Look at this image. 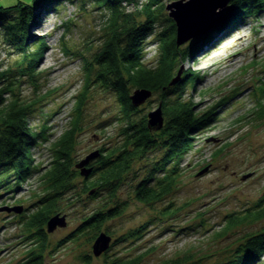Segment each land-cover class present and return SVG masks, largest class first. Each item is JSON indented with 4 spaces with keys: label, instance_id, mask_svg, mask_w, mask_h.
<instances>
[{
    "label": "rangeland",
    "instance_id": "obj_1",
    "mask_svg": "<svg viewBox=\"0 0 264 264\" xmlns=\"http://www.w3.org/2000/svg\"><path fill=\"white\" fill-rule=\"evenodd\" d=\"M33 1L0 0V7L8 9ZM138 1L124 3L125 11L135 12L148 0ZM172 2L164 0L166 7ZM225 11L226 8L221 10V15ZM166 13L171 18L168 10ZM15 15L11 12L0 26V63L4 67L20 58V53L9 45L4 27ZM103 15L93 0H65L55 10L43 12L33 28L37 38H45L47 45L38 67L41 88L35 92L25 81L22 90L27 100H37L49 90V95L38 101L30 116L31 127L37 132L45 130L47 140L33 149L39 169L29 182L18 192L0 189V209L24 208L22 213L0 210V264H27L33 251L40 253V239L33 236L34 232L26 231L23 218L37 208L36 203L43 195L40 177L44 168L49 167L52 143L74 119V107L85 90L86 80L84 61L78 55L83 53L92 59L99 49ZM166 27L168 23H162L157 33ZM227 28L213 32L210 42L202 44L193 58L179 61L175 69V73L182 69L183 73L188 71L194 78H200L198 82L192 79L194 83L187 85L186 96L201 113L216 105L219 108L212 123L196 133L195 147L180 164L181 172L172 192L152 205L139 202L134 193L136 185L161 161L165 151H151L144 159H137L114 199L127 203L125 212L106 222L100 231L112 237L111 246L96 256L94 234L88 232L76 239H66L85 216L107 203L105 191L100 199L81 192L87 176L79 175L76 189L66 194L68 198L75 194V201L63 204L67 225L51 233L47 226L44 228L46 248L42 252V264H110L116 259L129 260L141 254H144L141 264H224L238 259L246 239L264 230V219L229 230L225 227L229 214L242 213L264 198V118L255 119L251 113L257 97H264V12ZM201 36L179 47L184 50ZM154 41V37L148 39L144 59L153 67L160 53L159 43ZM32 48H38L37 44ZM67 48L74 54L68 55ZM159 105L160 96L153 93L138 107L136 118L148 116ZM119 118L122 120L123 110L116 92L92 84L83 107L82 131L77 134L76 162L95 150L114 148L123 142L124 121ZM209 139L212 141L208 142ZM203 170L205 173L199 176ZM247 174L251 176L243 179ZM163 177L164 172L156 173L155 182ZM169 206H173L172 210L163 215ZM138 231L141 232L135 234ZM253 264H264V252Z\"/></svg>",
    "mask_w": 264,
    "mask_h": 264
},
{
    "label": "trees",
    "instance_id": "obj_2",
    "mask_svg": "<svg viewBox=\"0 0 264 264\" xmlns=\"http://www.w3.org/2000/svg\"><path fill=\"white\" fill-rule=\"evenodd\" d=\"M63 1L65 0H34L31 4L20 3L8 9L0 7V26L11 12L16 13L14 19L9 20L4 27L9 45L20 53V58L13 65L4 67L0 63V189L7 193L20 190L23 183L39 169L35 165L33 149L41 141L47 140V136L45 130L37 132L31 127L30 116L38 101L50 92L48 90L45 94H40L37 100H27L23 97L22 85L26 81L35 92L40 91L38 67L47 51V45L45 38H37L33 28L43 12L55 10ZM93 1L104 13L102 42L92 59L83 53L78 55L84 61L85 90L78 97L70 127L51 145L49 167L44 168L40 177L43 195L36 203L37 208L26 219L23 218L26 231L34 232L33 236L40 239V253L33 251L27 264H42V252L46 248L44 228L48 220L57 214L64 215V202L70 203L76 199L75 194L69 198L66 194L76 189L75 181L81 175L76 168L81 160L76 162L75 150L77 134L82 131L83 107L90 86L99 84L118 95L123 110V118L119 120L124 121V139L114 148L101 149L95 163L89 164L93 171L84 178L80 191L89 193V197L93 199H100L105 191L107 203L85 216L82 224L66 238L68 240L88 232L94 234L95 239L102 233L101 228L106 222L123 215L127 203L115 202L114 199L125 176L133 170L134 162L144 159L151 151L162 150L165 153L149 175L136 185V199L152 205L172 192L181 172L180 164L195 147L196 133L212 123L219 108L216 105L201 113V110H197L196 103L187 98V85L200 79L198 76L194 78L191 72H184L180 82L170 85L180 70L175 73L179 61L193 58L202 44L211 41L213 32L225 26H228L227 29L234 28L264 12V0H230L213 31L182 50L176 43L177 27L173 19L167 17L164 0H148L135 12H126L123 4L137 0ZM162 23H168V27L157 33V27ZM150 37H154V42L158 41L160 47L157 65L154 67L147 65L144 60ZM36 44L38 48H32ZM66 53L74 54L68 48ZM192 79L194 80L191 81ZM139 88H147L160 96L165 123L159 132L149 128L148 116L136 118L138 107L132 105L130 95L132 89ZM263 105L264 97H257L256 107L251 112L255 119L264 118ZM161 171L164 172V177L155 182L156 173ZM109 203L113 206L108 207ZM172 207L166 208L163 215H167ZM262 219L264 198L242 213L229 214L225 227L229 230ZM139 232L141 231L135 234L138 235ZM263 252L264 230L246 239L244 251L239 252L238 259L234 258L224 264H253ZM143 258L144 254H141L129 260L116 259L110 264H141Z\"/></svg>",
    "mask_w": 264,
    "mask_h": 264
},
{
    "label": "water",
    "instance_id": "obj_3",
    "mask_svg": "<svg viewBox=\"0 0 264 264\" xmlns=\"http://www.w3.org/2000/svg\"><path fill=\"white\" fill-rule=\"evenodd\" d=\"M230 0H176L169 3L166 10L169 16L176 24V43L178 46L186 43L190 39L198 36H205L221 19V10L225 9ZM201 36V37H202ZM183 70L180 69L170 85L173 86L180 82ZM152 91L147 88H139L130 95L131 103L134 107H139L145 103L151 96ZM164 113L162 105L157 109L148 113V126L151 130H161L164 126ZM215 140V139H214ZM212 141L209 139L208 142ZM99 150H95L77 163L76 168L80 170L82 176H88L93 171V167L89 166L91 162L98 158ZM207 169V168H206ZM206 170L199 173L203 175ZM251 174H247L243 179L249 178ZM1 211L22 213L23 206L8 207L4 206ZM67 225L66 215H54L47 222V231L54 232L58 227ZM112 237L105 232L100 233L93 245V252L96 256L105 253L111 246Z\"/></svg>",
    "mask_w": 264,
    "mask_h": 264
},
{
    "label": "bare ground",
    "instance_id": "obj_4",
    "mask_svg": "<svg viewBox=\"0 0 264 264\" xmlns=\"http://www.w3.org/2000/svg\"><path fill=\"white\" fill-rule=\"evenodd\" d=\"M136 3H139V1L137 0ZM211 40H212V39H211ZM212 42H213V41H212ZM197 110H198V107H197ZM199 111H200V110H199ZM45 141H46V140H45ZM183 161H184V160H183ZM183 161H182V162H183ZM40 165H41V164H40ZM28 182H29V178H28V180H26V181L23 183V185L27 184ZM18 191H19V190H18ZM18 191H17V192H18ZM244 211H245V210H244ZM244 211H243V212H244ZM225 221H226V219H225Z\"/></svg>",
    "mask_w": 264,
    "mask_h": 264
},
{
    "label": "built area",
    "instance_id": "obj_5",
    "mask_svg": "<svg viewBox=\"0 0 264 264\" xmlns=\"http://www.w3.org/2000/svg\"><path fill=\"white\" fill-rule=\"evenodd\" d=\"M125 4H127V3H125Z\"/></svg>",
    "mask_w": 264,
    "mask_h": 264
}]
</instances>
